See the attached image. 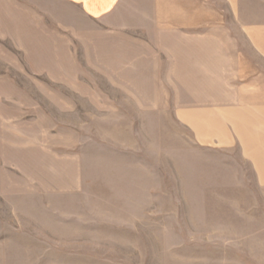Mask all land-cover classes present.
<instances>
[{"label":"rangeland","instance_id":"1","mask_svg":"<svg viewBox=\"0 0 264 264\" xmlns=\"http://www.w3.org/2000/svg\"><path fill=\"white\" fill-rule=\"evenodd\" d=\"M146 2L3 0L0 264H264V169L180 120L211 90L158 71Z\"/></svg>","mask_w":264,"mask_h":264},{"label":"crops","instance_id":"2","mask_svg":"<svg viewBox=\"0 0 264 264\" xmlns=\"http://www.w3.org/2000/svg\"><path fill=\"white\" fill-rule=\"evenodd\" d=\"M42 1L104 23L127 4V0ZM27 5L28 0H19L20 7ZM144 8L151 27L149 40L164 42L155 51L163 58L158 71L179 73L180 82L189 80L197 89L211 90V96L197 101L198 107L182 109L180 120L194 121L198 136H217L223 144L230 143L229 131L234 130L262 178L264 0H147ZM40 19L44 21L24 23L66 24L51 17ZM192 73L194 78L188 75Z\"/></svg>","mask_w":264,"mask_h":264}]
</instances>
